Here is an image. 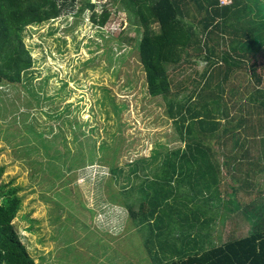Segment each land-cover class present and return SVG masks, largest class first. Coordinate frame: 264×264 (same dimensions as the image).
Returning <instances> with one entry per match:
<instances>
[{"label":"rangeland","instance_id":"obj_1","mask_svg":"<svg viewBox=\"0 0 264 264\" xmlns=\"http://www.w3.org/2000/svg\"><path fill=\"white\" fill-rule=\"evenodd\" d=\"M237 2L236 12L225 22L235 24L236 31L226 33L224 47L228 55L237 49L256 62L262 76V91L255 90L256 97L262 95L256 109L264 111V0ZM92 3L94 8L80 13L83 0H78L58 18L26 27L33 67L23 73L21 83L0 85L1 181L19 187L23 205L14 223L36 262L164 264L264 227V209L261 218L241 208L232 218L240 225H222L232 208L217 189L223 192L229 186L222 177L221 185L214 182L210 162L216 161L200 160L202 169H192L194 174L185 176L188 183L176 181L169 166L157 168L159 152L186 148L179 121L170 114L168 100L149 92L132 14L121 0ZM106 9L110 16L101 27L92 13L101 15ZM217 35L211 34L213 42ZM229 60L237 61L230 55ZM253 66L247 63L231 73L236 77L231 85L245 93L252 90ZM188 75L179 74L178 79ZM188 85L178 101L192 91ZM203 97H197L199 102ZM251 115L256 122L264 117L261 112ZM215 149L223 153L222 146ZM139 159L142 168L135 172L131 166ZM115 164L123 169L117 176L111 169ZM257 181L262 192L254 196L264 204V172ZM251 197L238 192L235 203L257 204ZM144 201L146 208L131 217L127 202Z\"/></svg>","mask_w":264,"mask_h":264},{"label":"trees","instance_id":"obj_2","mask_svg":"<svg viewBox=\"0 0 264 264\" xmlns=\"http://www.w3.org/2000/svg\"><path fill=\"white\" fill-rule=\"evenodd\" d=\"M77 1L0 0V85L2 82L21 83L23 73L33 67L32 53L25 43L26 27L58 18L65 11L73 9ZM121 1L132 14V21L140 34L137 49L146 73L149 92L169 101L170 114L173 118L177 117L180 138L186 144L184 150L159 152L161 162L157 168L167 169L169 166L173 169L174 176L176 175V181L180 178L181 182H185L188 180L185 176L194 174L192 169H202L203 162H210L204 156L212 153L214 146L205 144V138L217 137L220 143L224 138L233 139L243 135L238 134L239 130L253 137L262 132L259 130L257 133L254 124H264L263 116L256 122L251 116L252 111H238L241 105H244L245 98L259 102L262 96H255L256 89L257 92L262 91L256 85L260 82L256 77L260 76L262 79V76L258 74L255 64L252 73H256V82L252 84V80H249L252 90H249L248 95L244 94L239 85L230 83L233 79L231 73H238L237 69L249 62L239 58V54L235 61L237 64L219 63L215 65V72L209 71L212 66L207 65L202 70L194 69L195 65L199 66L201 63L193 62V52L204 53V47L211 39V34L216 31L220 34L223 25L227 24V18L236 12L237 8H228L234 4V0L229 5H221L219 0ZM86 7L94 8L95 4L92 0H83L80 13H83ZM228 9L233 13L226 11ZM109 16L107 9L101 15L92 13L93 21L101 27L106 24ZM182 73L189 75L186 79L179 80L178 75ZM191 74H199L200 77L196 79ZM188 82L192 85V91H188L184 100L178 101V95L190 89ZM198 96H204V101L199 102ZM222 102L226 105L222 106ZM263 113L264 111H261V114ZM243 148L242 146L240 151L238 149L235 152L236 156L242 153ZM196 153L204 156L200 159L194 155ZM200 160L203 162L200 163ZM246 160L236 162L247 163L249 175L254 174L250 172L251 169L259 173L264 172V161ZM141 162L142 159H139L133 163L131 169L139 171L142 168ZM111 169L113 176L123 171L116 164ZM4 172L5 168L0 167V264H38L14 223L23 205L19 187L13 182L1 181ZM149 178L140 185L145 184ZM245 187L248 188V184ZM250 189L252 188H248L249 192ZM127 203L131 217L136 215L140 207L142 211L146 208L145 201L138 205ZM246 211L251 216L259 215V210ZM164 264H264V227L256 226L247 236Z\"/></svg>","mask_w":264,"mask_h":264},{"label":"crops","instance_id":"obj_3","mask_svg":"<svg viewBox=\"0 0 264 264\" xmlns=\"http://www.w3.org/2000/svg\"><path fill=\"white\" fill-rule=\"evenodd\" d=\"M240 3L237 2V0H234V4L232 6H229L228 8H232L234 7L237 8L238 5ZM229 13H233V11H230L229 9L226 10ZM251 17H253L254 19H256L255 16L257 15H253L250 14ZM235 24H225L223 25V28L219 31L220 34L217 35V42H213L211 39H209L206 43V47H204V53L202 54V52H193V62L195 63H202L205 62V64L207 66H212L209 68V71H212L215 68V65L221 63V64H234L235 65V61H228V57L229 55L231 56L232 59H237L239 51L237 49H231L229 52V55L227 54L226 48L225 46V41L228 40L226 33L227 32H232L235 33V28H234ZM238 27V30L240 32H244L242 29V26ZM208 39V38H207ZM221 43V45H220ZM261 53V52H260ZM239 58H243V59H247L249 60L248 63L250 64H255L256 62L253 61V58L251 59V57L246 56L245 54H239ZM260 59V55L259 58L256 61H259ZM240 63V62H239ZM237 64V63H236ZM212 68V69H211ZM226 71V70H224ZM230 71V69H229ZM256 74V73H254ZM223 75H226V73H223ZM232 79V78H231ZM234 79V78H233ZM256 79H259L260 82H258L257 88L260 87L258 84L261 83L262 79L260 76L256 77ZM234 81V80H233ZM227 90V89H226ZM244 92V91H243ZM250 91H246V93L244 92V94H249ZM223 103V102H222ZM226 104L223 103L222 106H225ZM229 106L231 105V103L228 104ZM241 105V104H240ZM259 105L258 101H253L251 100V98L244 99V105L239 108V112L243 111V112H251V114H258L259 110L256 109V107ZM233 110V109H232ZM234 111V110H233ZM241 112V113H243ZM252 116V115H251ZM260 125L262 124H254L255 129L258 133V131L260 130ZM238 134L239 131H237ZM236 134V133H235ZM263 132H259L258 135L253 136H247L246 133H244L243 131V135L237 136L233 139L228 138H224L220 143L218 142V138L217 137H209V138H205L204 143L207 145H211L214 146L213 147V152L209 153L207 155H203L207 160L209 161H216V163L212 165H210L211 171L215 170V174H213L212 176L214 177V182H218L219 185H221L220 181V177H222V183L225 184L226 186L229 187H225V191L220 192L221 188L218 187L217 189L219 190L218 193L221 194V200L222 198H224L226 195L228 198H224L225 200L228 201V204L231 206V212L228 213L226 215V218H224L225 220L223 221L222 225H225L226 222H228L231 225H240L241 223L239 222V220L237 221H232V218L234 219L237 214L240 215L241 211L240 209L243 208V211L245 210H249V209H254L255 210H259V215L262 218V209H264V204L262 202H258L257 201V197H255V193L257 194H261L262 189H261V183L257 181V178L261 176L262 173H259L258 171H255L253 169L250 170L251 173H254L253 175H249L247 173V163H240L238 164V161L241 160H262L264 161V137H263ZM263 137V139H262ZM245 141V142H244ZM234 143V144H232ZM215 145H221L223 148V153H219L217 151L221 150V149H215ZM244 147L242 150V153L240 152L237 156H236V151L239 149V151L241 150V147ZM228 147V148H227ZM256 149V151H258V154L254 153V149ZM246 150V152H245ZM248 151V152H247ZM241 154V155H240ZM195 156L197 155V157H199L200 159H202L201 157L203 156H199L197 153L194 154ZM219 155H222L223 159L220 158ZM263 155V156H262ZM248 157V158H247ZM236 160H238L236 162ZM247 161V160H246ZM244 161V162H246ZM230 178V180L228 181V179ZM247 180H249L248 182H246ZM188 183V180H187ZM246 184H248V186L252 189H250V192L248 190V188H246ZM243 187V188H242ZM264 191V190H263ZM238 192H244L247 194H252V201L253 202H257V204H253L251 206V204L245 203L244 205L242 204V202H237L235 203V194L237 195ZM233 194V196H230L228 194ZM217 194V193H215ZM211 201V200H210ZM214 208V207H213ZM223 208V205L222 207ZM247 213V211H246ZM244 216L246 217L245 213ZM250 217V216H249ZM217 225V224H214ZM218 232V230H217Z\"/></svg>","mask_w":264,"mask_h":264},{"label":"built area","instance_id":"obj_4","mask_svg":"<svg viewBox=\"0 0 264 264\" xmlns=\"http://www.w3.org/2000/svg\"><path fill=\"white\" fill-rule=\"evenodd\" d=\"M221 5H229L233 3V0H219Z\"/></svg>","mask_w":264,"mask_h":264}]
</instances>
